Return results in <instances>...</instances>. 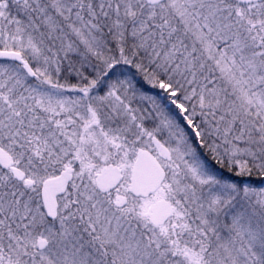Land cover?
<instances>
[{"label": "snow or ice", "instance_id": "1", "mask_svg": "<svg viewBox=\"0 0 264 264\" xmlns=\"http://www.w3.org/2000/svg\"><path fill=\"white\" fill-rule=\"evenodd\" d=\"M0 264H264V0H0Z\"/></svg>", "mask_w": 264, "mask_h": 264}]
</instances>
